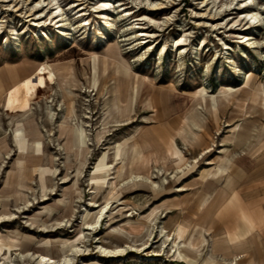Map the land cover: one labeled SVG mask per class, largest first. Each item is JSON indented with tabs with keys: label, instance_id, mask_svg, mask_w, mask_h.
Masks as SVG:
<instances>
[{
	"label": "rangeland",
	"instance_id": "obj_1",
	"mask_svg": "<svg viewBox=\"0 0 264 264\" xmlns=\"http://www.w3.org/2000/svg\"><path fill=\"white\" fill-rule=\"evenodd\" d=\"M102 1L62 0L59 27L52 0H0V264H264L215 258L167 207L264 159V0H112L110 20Z\"/></svg>",
	"mask_w": 264,
	"mask_h": 264
},
{
	"label": "crops",
	"instance_id": "obj_2",
	"mask_svg": "<svg viewBox=\"0 0 264 264\" xmlns=\"http://www.w3.org/2000/svg\"><path fill=\"white\" fill-rule=\"evenodd\" d=\"M12 81L13 77L6 78L4 84L11 85ZM158 138L161 142L158 143L165 148L164 141ZM241 143L243 147L246 143L250 151L258 144L254 139L246 142L242 139ZM194 145L198 148L205 146L198 142ZM236 145L238 148L239 144ZM246 159V156H243L224 161L222 170L227 173L224 186L213 180L208 181L193 190L189 196L167 203L173 213L170 220L172 225L179 227L187 220L190 221V230L206 228L207 232L213 235L211 252L215 258H230L242 254V259L248 260L252 256L257 261L264 255V234L260 231L264 229V189L253 187L255 181L264 178V159L250 162L251 166L244 164ZM164 202L165 200L161 204ZM250 227H253V231L245 238L231 240L232 233L242 232ZM180 229L182 237H189L187 233L190 232L186 228L181 226Z\"/></svg>",
	"mask_w": 264,
	"mask_h": 264
},
{
	"label": "bare ground",
	"instance_id": "obj_3",
	"mask_svg": "<svg viewBox=\"0 0 264 264\" xmlns=\"http://www.w3.org/2000/svg\"><path fill=\"white\" fill-rule=\"evenodd\" d=\"M46 1L47 0H44V5L46 4ZM61 1L62 0H52V2H50V3H48V4H46V6H49L50 4H52L53 3V5H51L52 7L53 6H55L54 8H53V10H56V13H55V15H53L54 17H58L57 19H58V21L57 22H59V27H63V26H65L66 25V23H67V20H68V18H67V11L65 10V8H63L62 7V4H61ZM204 2H205V0H203ZM41 2V1H40ZM113 1L112 0H103L102 2H101V5L99 6V9L97 10V12H100V15H101V17H104V18H106L107 20H110V19H113L111 16H110V13L108 12L109 11V9H111V8H113V9H116V5H115V3H112ZM125 3H123V2H121L120 1V4H119V6H122V5H124ZM75 5H77V6H79V5H81V6H83L84 5V3H79V4H75ZM43 6V5H42ZM45 6V7H46ZM76 6V7H77ZM86 8H84V7H82L81 8V10L80 11H83V10H85ZM152 10V9H151ZM154 10V9H153ZM17 11H18V9H17ZM124 11H125V13H128L129 15H131V13H132V11L131 10H126V9H124ZM39 13L40 15H39V17L38 18H31L30 20H33L34 21V24L33 25H35V26H39V27H43L45 24H42V18L43 17H45V16H47L49 13H50V10L48 11V13L47 14H45V11H44V8H43V10H41L40 11V9L39 10H36L34 13H30L29 14V17H31L32 15H34L35 13ZM87 13H82L81 14V16H83V15H86ZM251 16V18L252 19H258L259 17V15H258V13H256L255 12V10L254 11H251V12H249L248 14H247V16ZM1 17V16H0ZM141 19V18H140ZM5 20L4 19H1L0 20V23H2L3 24V22H4ZM82 22L81 23H83V24H80V26H85L86 25V19L85 18H83L82 20H81ZM132 25V24H131ZM0 29H2V26H0ZM41 30H43V29H41ZM136 32V31H135ZM148 31H145V30H141L140 31V36H143V35H147V34H149V33H147ZM134 33V32H133ZM130 33H126L125 35H126V37H127V35H129ZM138 35V36H139ZM248 38V40H250V39H252V38H250V36H248V35H246ZM148 37V36H147ZM127 40H131V38L129 37V38H126ZM137 39H141V38H137ZM185 40H187V39H185ZM132 43V42H131ZM185 43L183 42V41H179V48L181 49V50H183V49H185L186 47H185ZM94 85H96V81H94ZM132 86H133V83H131V82H121L120 83V85H119V97H118V106H120V104L119 103H122V102H127L126 103V108H127V110L129 111V112H132L133 111V93H132ZM128 87H130L131 89H130V92H129V95H128ZM29 90H30V88H29ZM28 90V91H29ZM30 92V91H29ZM25 98V97H24ZM27 101V100H26ZM28 102V101H27ZM23 104L24 103H22V107H23ZM20 108V107H19ZM52 109V108H51ZM14 111V110H13ZM53 111V110H52ZM54 113H52V118H54L55 117V111H53ZM77 114V113H76ZM129 115H130V113H129ZM128 115V116H129ZM85 118L86 119H89V118H91V116L90 115H87V116H85ZM54 120V119H53ZM87 121V120H86ZM82 142V131L79 129V128H77L76 130H75V143L76 144H80ZM138 153L140 154H142V150H138ZM105 219V218H104ZM263 230V229H262ZM47 257V255H44L43 256V258L45 259ZM46 259H48V258H46ZM50 259H52V257H50ZM48 261H50V260H48Z\"/></svg>",
	"mask_w": 264,
	"mask_h": 264
}]
</instances>
